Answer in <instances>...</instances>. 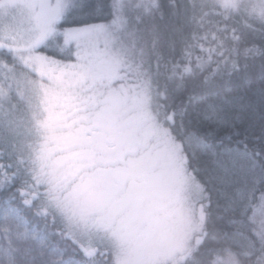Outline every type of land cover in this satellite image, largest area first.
Listing matches in <instances>:
<instances>
[{
  "label": "snow or ice",
  "instance_id": "6c2138e0",
  "mask_svg": "<svg viewBox=\"0 0 264 264\" xmlns=\"http://www.w3.org/2000/svg\"><path fill=\"white\" fill-rule=\"evenodd\" d=\"M0 264H264V0H0Z\"/></svg>",
  "mask_w": 264,
  "mask_h": 264
}]
</instances>
